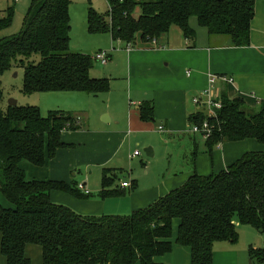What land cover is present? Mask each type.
<instances>
[{"label": "trees", "instance_id": "16d2710c", "mask_svg": "<svg viewBox=\"0 0 264 264\" xmlns=\"http://www.w3.org/2000/svg\"><path fill=\"white\" fill-rule=\"evenodd\" d=\"M70 2L31 0L20 32L0 37V77L11 68H22V93L109 90L108 78L90 76L92 56L69 48ZM105 3L104 12L89 5L87 30L107 33L125 45L155 48L153 40L172 26L193 41L192 16L209 35L227 38L230 46L250 44L255 0ZM4 11L0 31L10 26L14 8ZM2 100L0 83V192L12 205L0 204V253L6 264H31L26 251L32 245L41 251V264H156L155 257L172 250L174 218L178 219L175 243L189 247L190 264H212L215 242H237V223L264 237V151H246L226 168L208 175L194 171L180 186L128 215L84 216L52 201L50 193L58 190L82 198L91 192L85 193L73 181L29 180L20 166L26 160L42 168L58 148L67 146L61 133L78 130V119L62 110L43 115L31 105L2 107ZM219 100L215 117L205 115L204 110L188 116L190 125L209 122V135L201 132L209 155L226 141L253 138L264 144V101L249 102L242 95L229 98L227 90L220 92ZM138 109L141 120H153L152 103L145 101ZM196 154L193 149L192 155ZM118 173V169L103 168L98 196L124 192L125 187L114 185ZM249 252L264 258L262 248L250 247Z\"/></svg>", "mask_w": 264, "mask_h": 264}, {"label": "crops", "instance_id": "0c3cea01", "mask_svg": "<svg viewBox=\"0 0 264 264\" xmlns=\"http://www.w3.org/2000/svg\"><path fill=\"white\" fill-rule=\"evenodd\" d=\"M193 28L196 31L193 41L185 38L177 26H172L165 35L153 44L155 48L142 46L141 52L151 51L153 61L151 64L152 92L148 98L136 100V109H132L134 119L130 117V112L127 113L125 118L112 115L110 112L107 114L99 112L103 119L102 121L99 118L98 121L95 120L97 122L94 121L92 125L94 128H89L85 119L83 124L78 121L80 125L78 130H63L61 139L67 146L57 149L55 157L48 160L40 168L41 171L38 174L40 178L37 179L48 178L70 182L71 175L79 166L84 165L87 168L98 164L108 165L121 149L122 141L126 135H129L132 124L137 123L135 118L139 116L138 108L145 101L153 104L152 121L155 118L161 122L164 121L163 124L167 127L168 132H172L176 127L174 123L178 118H185L188 122V116L192 113L188 114L185 108L187 96L188 94L191 95L192 91L197 94L207 88L209 85L208 75L211 73L225 75L232 79L231 83L220 81L214 85L213 93L216 97L220 95V92L227 90L229 97L242 95L248 98L249 102H253V100L255 102L264 101V0H255L254 16L251 20L250 44L248 46H230L227 38L223 36H211L199 27L195 26ZM112 41L124 45L130 59L134 57L132 45L128 47L119 40ZM99 50L101 49L96 50L95 53ZM110 59L112 58L108 53V61ZM177 82L180 85H175ZM128 104L132 105L134 102L130 99ZM76 118L78 119V115ZM159 127H163V125L160 124ZM159 130H162V128ZM202 138L205 139L204 136ZM190 139L194 143L193 149H197L195 139ZM244 140H249L248 142L251 143L246 145ZM244 140L220 143L215 147L216 150L213 149L212 155H209L205 148L200 150L194 156L192 171L165 175L162 181L160 180L149 192H134L132 190L134 187L130 184L122 189L124 192L120 195L124 197L118 195L102 198L97 195L100 184L91 186L96 187V191L93 192L87 186V180L83 179L81 184L92 193L91 195L78 198L66 192L52 190L50 193L51 200L64 204L84 216L128 215L133 210L146 207L147 204L152 203L159 196L177 188L194 171L208 175L226 168L244 152L248 151V148L264 149V146L256 145L253 138ZM146 149L148 155H151L152 149L150 147ZM123 181L125 180L120 179L119 187ZM77 183L79 184V182ZM126 189H128V193L129 191L131 193L127 195ZM3 198L0 195V204L4 207H11ZM174 225L176 227L175 232L173 231ZM177 225L178 219L172 223V250L163 256L155 257L154 262L156 264H190L189 247L175 243ZM262 238L264 242V237L262 236ZM243 246V244L237 245L225 240L215 242L212 252V264H264V258H261L258 254H251L249 249L246 251L242 248ZM26 253L31 259V264H41V251L37 246L27 247ZM247 260H249V263H247ZM0 264H6L1 253Z\"/></svg>", "mask_w": 264, "mask_h": 264}, {"label": "rangeland", "instance_id": "374dc122", "mask_svg": "<svg viewBox=\"0 0 264 264\" xmlns=\"http://www.w3.org/2000/svg\"><path fill=\"white\" fill-rule=\"evenodd\" d=\"M30 4L31 0H18L17 2L14 0H0V17L5 15L4 10L7 7L14 8L12 22L10 26L0 31V37L20 32ZM89 5L97 12L106 10L105 0H71L69 4V48L73 52L92 56L90 76L96 78L108 77L109 90L97 94H88L83 91H47L24 94L21 92L24 78L23 69L11 68L0 77L3 91L2 107L8 105L10 99H14L17 104L38 107L43 115L54 110L69 111L71 114L74 113L75 117L78 115V121L82 124L86 119L89 128H94L92 125L95 120L98 121V118L102 121L103 118L99 115V112H104L103 114L110 112L120 118H125L127 113L130 112V117L134 119L132 109H136V100L151 96V64L153 63L151 51L141 52L143 47L141 43H138L133 47L131 46L134 57L130 59L124 45L113 42L109 34L89 33L86 24ZM189 25L192 28L196 26L202 31H206L204 27L198 25L194 16L189 19ZM98 49L105 50L111 55L112 59L107 64H101L93 57ZM175 85H180V83L177 82ZM194 94L196 93L192 91L191 95L188 94L187 96L185 108L188 114L204 110L201 105L192 102L191 98ZM217 98L219 99V96ZM130 99L134 104H128ZM203 112L205 115H209L208 111L204 110ZM135 120L137 123L132 124L129 135H126L122 141L121 149L108 165L98 164L87 168L84 165L79 166L71 175L70 182L81 184L82 180L86 179L87 186L95 192L96 187L91 186L99 185L103 168L111 167L119 171V180L114 185L119 186L120 179H124L134 187L132 189L134 192L144 193L151 191V188L156 186L160 180L162 181L165 175L193 170L195 157L192 155V151L194 143L190 138L195 139L197 152L205 148V141L200 132L194 133L192 131L193 125L188 124L185 118L177 119L174 123L176 127L172 132H168L167 127L163 124L164 121L161 122L156 118L154 121L141 120L138 116ZM160 124L163 125L162 130H159ZM196 124L199 125L200 123ZM244 141H246V145L251 143L248 142L249 140ZM253 141L256 145L264 146L256 140ZM149 147L153 151L151 155H148L145 151ZM136 149L139 154L136 157H130V153ZM214 150H216L215 147ZM252 150L264 151V149L248 148V151ZM20 166L25 170L27 179L39 177L38 174L41 170L37 166L26 160H23ZM127 190L126 194L128 195L131 191L128 193ZM0 195L3 197L1 192ZM9 205L12 207L10 203ZM173 222H176V218L173 219ZM175 230L174 225L173 231L175 232ZM236 230L238 233L236 244H243L242 248L244 250L248 251L250 246L261 248L264 246L262 236L257 234L252 227L237 223ZM247 263H249V260H247Z\"/></svg>", "mask_w": 264, "mask_h": 264}, {"label": "built area", "instance_id": "2783aa9c", "mask_svg": "<svg viewBox=\"0 0 264 264\" xmlns=\"http://www.w3.org/2000/svg\"><path fill=\"white\" fill-rule=\"evenodd\" d=\"M15 1H17V0H15ZM152 43L155 44L156 40H153ZM129 46L130 45H128V47ZM93 57L98 62H100L101 64H106L108 54H107V51H105V50H99L93 55ZM208 77H209L208 87L203 89L201 92L197 93L196 95H193L191 100L194 104L201 105L204 110L208 111L210 117H215L214 111H215V109H218L221 107V103H220V100L213 93V89H214L213 87L217 81L231 83L232 79L230 77L225 76V75H217V74H212V73L209 74ZM161 128L162 127H159V129H161ZM210 128L211 127L209 125V122L207 120H204L202 122V124H200V125L194 124L192 126V131L198 132V133L204 132L205 133L204 136H207L210 133ZM138 154H139L138 150H134L130 156H135ZM120 185L122 187H127L130 184L127 181H123L120 183ZM78 187L80 189H82L85 193L89 192V190L85 189L82 184H79ZM262 249H264V246L262 247Z\"/></svg>", "mask_w": 264, "mask_h": 264}, {"label": "water", "instance_id": "95a60500", "mask_svg": "<svg viewBox=\"0 0 264 264\" xmlns=\"http://www.w3.org/2000/svg\"><path fill=\"white\" fill-rule=\"evenodd\" d=\"M16 104H17L16 100H14V99L9 100V105H16ZM145 151L147 152V149H145Z\"/></svg>", "mask_w": 264, "mask_h": 264}]
</instances>
